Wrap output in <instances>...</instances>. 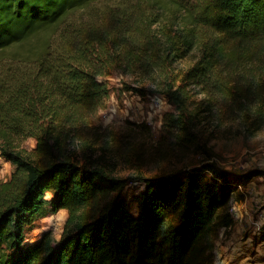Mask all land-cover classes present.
<instances>
[{
	"label": "trees",
	"instance_id": "16d2710c",
	"mask_svg": "<svg viewBox=\"0 0 264 264\" xmlns=\"http://www.w3.org/2000/svg\"><path fill=\"white\" fill-rule=\"evenodd\" d=\"M117 69L152 85L124 89L173 106L165 153L206 155L182 175L138 176L135 212L127 180L67 144ZM234 122L247 135L264 126V0H0V154L15 166L0 179V264H210L239 185L264 173L211 160L198 126ZM25 129L30 153L15 144ZM60 209L59 239L24 245L25 228Z\"/></svg>",
	"mask_w": 264,
	"mask_h": 264
},
{
	"label": "rangeland",
	"instance_id": "374dc122",
	"mask_svg": "<svg viewBox=\"0 0 264 264\" xmlns=\"http://www.w3.org/2000/svg\"><path fill=\"white\" fill-rule=\"evenodd\" d=\"M191 60L192 56L181 61L179 66L185 68ZM137 76L120 69L113 71L108 77L111 90L104 106L87 124L75 127L74 133L70 132L74 140L67 142L69 150L77 157L91 153L106 168H111L115 176L127 180L121 195L133 212L136 211L135 196L144 188L138 176L172 170H181L179 174L182 175L206 157L200 151L165 153L169 144L162 125L163 117L173 106L159 94L139 95L123 88L124 84H139L142 79ZM141 84L152 87L149 82ZM198 130L201 141L213 154L211 160L218 166L242 172L251 169L264 172V126L254 135L245 134L238 122L221 126L202 123ZM29 132L20 130L16 135L15 144L24 153L34 151L37 145V139ZM14 169L15 166L0 154V179H9ZM238 190L244 197L230 201L234 223L220 229L210 264H264V240L261 239L264 233V173L246 180ZM46 198L50 202L52 195L48 193ZM66 217L67 211L60 209L36 218L25 228L24 245L37 241L44 233L58 240Z\"/></svg>",
	"mask_w": 264,
	"mask_h": 264
},
{
	"label": "built area",
	"instance_id": "2783aa9c",
	"mask_svg": "<svg viewBox=\"0 0 264 264\" xmlns=\"http://www.w3.org/2000/svg\"><path fill=\"white\" fill-rule=\"evenodd\" d=\"M240 186V185H239Z\"/></svg>",
	"mask_w": 264,
	"mask_h": 264
}]
</instances>
